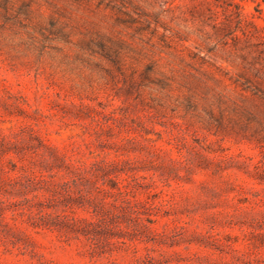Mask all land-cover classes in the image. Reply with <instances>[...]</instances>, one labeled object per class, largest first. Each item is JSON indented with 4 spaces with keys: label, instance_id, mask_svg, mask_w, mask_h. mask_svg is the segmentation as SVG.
I'll use <instances>...</instances> for the list:
<instances>
[{
    "label": "rangeland",
    "instance_id": "374dc122",
    "mask_svg": "<svg viewBox=\"0 0 264 264\" xmlns=\"http://www.w3.org/2000/svg\"><path fill=\"white\" fill-rule=\"evenodd\" d=\"M228 3L0 0V144L23 150L0 157V264H264V143L242 136L264 138V6ZM31 134L74 168L121 161L110 177L137 181L119 194L69 175L49 196L11 171ZM28 206L86 236L33 229L14 215Z\"/></svg>",
    "mask_w": 264,
    "mask_h": 264
},
{
    "label": "trees",
    "instance_id": "16d2710c",
    "mask_svg": "<svg viewBox=\"0 0 264 264\" xmlns=\"http://www.w3.org/2000/svg\"><path fill=\"white\" fill-rule=\"evenodd\" d=\"M228 3V0H225ZM256 4V10L260 11V7L264 6V0H251ZM229 7H233L237 11L239 10V5L236 3H228ZM236 17L238 18L239 15L237 14ZM229 33L228 35H231ZM89 48V47H88ZM101 50L108 58L110 56V52L108 49L106 50L104 47L101 46ZM242 60L244 58L242 57ZM247 71L244 70L242 74L238 75V80L236 82L243 80L241 83L242 90L246 91L249 87L250 81L246 78ZM256 93H259L264 98V92L258 88H255ZM255 93V94H256ZM237 113V110H236ZM241 117L242 114L239 113ZM242 118V117H241ZM238 125L240 126V130L245 132L246 130L251 129V123L254 122L252 119H236ZM258 122V121H257ZM259 123V122H258ZM260 125V123H259ZM257 130L251 133L250 136L242 135L246 140H251L254 138L257 140V143L262 144L264 143V138L257 134ZM257 134V136L255 135ZM128 142L131 139H127ZM35 142V143H33ZM25 149L29 153V160L27 163H21L20 166L16 164L12 165L11 171L19 170L23 173V176L29 179L36 185H39V190H42L44 193L48 194L49 196H56L62 195L60 191L61 185L69 189V175L72 176L71 182L76 186L78 182L86 183L91 189H100L103 191V188L97 187V181L99 179L107 180V183L110 184L112 189H116L119 194H127L129 187H131V182H136L137 178L135 175L128 176L127 178H120L119 182H114L110 176L115 175L116 172L118 174L125 173V171H113L114 167L121 163V161H112V162H94L90 167H81V168H74L69 165V162H66L64 158L57 155L52 149H50L46 144L40 141L37 137L33 136L32 134L29 136V142L26 143ZM264 146V145H263ZM23 150L18 149H7L5 145L0 144V157L3 155H8L10 152L14 154H21ZM124 151V150H122ZM24 157V153L22 154V159ZM21 159V158H20ZM11 161V160H10ZM0 172L5 173L3 169ZM59 176L62 179L61 184L55 181V177ZM117 175H115L116 177ZM20 177H7L6 182L12 183L19 179ZM114 183V185H113ZM34 189V190H38ZM62 190V189H61ZM130 190V189H129ZM2 193L10 195L7 191H4L0 187V238H7L13 235L12 227L8 225V223L4 222L3 216L12 203L9 202L7 199L4 200L2 197ZM12 196V195H11ZM14 215H18L20 217H24L25 222L29 224L33 229H48L54 230L58 233L62 234L65 237L75 236L78 237L79 235L86 236L84 231L79 230L76 222H69V219H66V216L63 215L62 219H60V215L53 216L50 213L42 214V211L37 210L36 213L32 211V206L19 208L14 210ZM151 223V221H148ZM138 225H142L140 222L137 223Z\"/></svg>",
    "mask_w": 264,
    "mask_h": 264
}]
</instances>
